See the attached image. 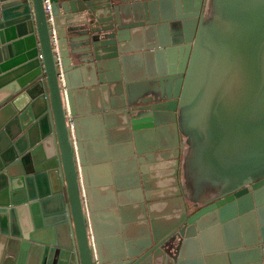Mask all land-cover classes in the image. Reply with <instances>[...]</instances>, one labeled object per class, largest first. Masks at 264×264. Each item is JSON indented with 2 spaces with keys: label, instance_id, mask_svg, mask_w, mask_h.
<instances>
[{
  "label": "water",
  "instance_id": "95a60500",
  "mask_svg": "<svg viewBox=\"0 0 264 264\" xmlns=\"http://www.w3.org/2000/svg\"><path fill=\"white\" fill-rule=\"evenodd\" d=\"M50 3L0 0V264H264V0Z\"/></svg>",
  "mask_w": 264,
  "mask_h": 264
},
{
  "label": "crops",
  "instance_id": "0c3cea01",
  "mask_svg": "<svg viewBox=\"0 0 264 264\" xmlns=\"http://www.w3.org/2000/svg\"><path fill=\"white\" fill-rule=\"evenodd\" d=\"M91 152L94 157L98 155V150L96 148H92ZM185 204L187 210H190L191 212L195 211V208H193L191 204L187 202H185ZM218 211L219 210H216L215 213H218ZM216 219L217 220L214 221L213 218H210L209 223L206 225L203 231L205 243L211 252H216L220 249L225 250L228 246V243L230 244V242L226 240V237L229 235L230 232L234 231L232 228L229 227L227 222L221 223L220 221H218L217 216ZM4 259H6L5 253L4 255H0V261H3Z\"/></svg>",
  "mask_w": 264,
  "mask_h": 264
},
{
  "label": "built area",
  "instance_id": "2783aa9c",
  "mask_svg": "<svg viewBox=\"0 0 264 264\" xmlns=\"http://www.w3.org/2000/svg\"><path fill=\"white\" fill-rule=\"evenodd\" d=\"M42 4H43L44 13L47 15V20L49 22H51L52 21V16H51V3H50V0H42ZM53 41L55 42L54 39H53Z\"/></svg>",
  "mask_w": 264,
  "mask_h": 264
}]
</instances>
